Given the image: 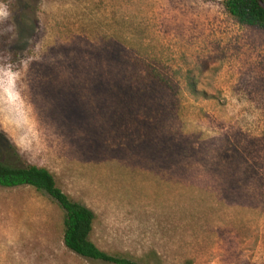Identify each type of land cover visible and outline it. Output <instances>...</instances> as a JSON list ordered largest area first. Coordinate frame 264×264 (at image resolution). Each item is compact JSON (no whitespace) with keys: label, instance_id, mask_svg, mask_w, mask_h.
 Instances as JSON below:
<instances>
[{"label":"rangeland","instance_id":"obj_1","mask_svg":"<svg viewBox=\"0 0 264 264\" xmlns=\"http://www.w3.org/2000/svg\"><path fill=\"white\" fill-rule=\"evenodd\" d=\"M0 4L1 159L50 171L108 254L264 264V32L220 0ZM62 219L0 187V264H107L69 251Z\"/></svg>","mask_w":264,"mask_h":264},{"label":"trees","instance_id":"obj_2","mask_svg":"<svg viewBox=\"0 0 264 264\" xmlns=\"http://www.w3.org/2000/svg\"><path fill=\"white\" fill-rule=\"evenodd\" d=\"M210 1V0H203ZM225 13L238 25L264 32V0H220ZM188 93L192 96L205 92L196 89V83L188 78ZM28 186L54 203L62 211L63 245L76 255L107 264H139L127 257L111 255L89 239L95 214L85 205L70 199L57 186L53 174L35 165L16 167L0 157V187Z\"/></svg>","mask_w":264,"mask_h":264},{"label":"clouds","instance_id":"obj_3","mask_svg":"<svg viewBox=\"0 0 264 264\" xmlns=\"http://www.w3.org/2000/svg\"><path fill=\"white\" fill-rule=\"evenodd\" d=\"M10 12L6 5L0 4V21H5L10 16Z\"/></svg>","mask_w":264,"mask_h":264}]
</instances>
